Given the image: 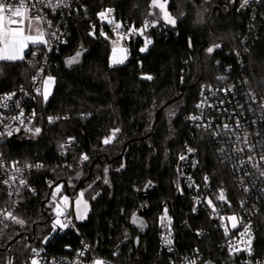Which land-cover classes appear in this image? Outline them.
I'll return each mask as SVG.
<instances>
[{"label": "trees", "instance_id": "16d2710c", "mask_svg": "<svg viewBox=\"0 0 264 264\" xmlns=\"http://www.w3.org/2000/svg\"><path fill=\"white\" fill-rule=\"evenodd\" d=\"M223 1L213 8L206 7L205 0H168L177 20L174 26L158 18L151 0L84 3L87 13L75 17L70 42L53 60L54 86L37 120L40 133L34 128L0 142V157L6 164L40 163L46 168L29 181L35 193L20 196L14 217L20 215L27 223L20 226L9 220L1 229L0 264H29L34 248L61 255L78 250L82 243L119 264H166L169 252L159 250L163 214L173 221L178 253L197 248L208 257L204 264H222L218 234L195 235L204 222L199 225L189 215L188 200L175 189L174 166L188 143L199 148L202 170L213 169L208 139L184 120L193 112L201 82L230 70L231 77L247 80L254 91L264 94V0L251 2L247 9L240 8V0ZM107 7L114 8L122 25L137 30L130 36V54L122 64L113 62L105 41L89 33L95 14ZM146 19L156 25L145 28ZM141 29L151 41L147 48L138 35ZM210 47L215 48L211 54ZM77 51L87 55L80 67L69 70L63 61ZM33 73L26 59L0 61V94L28 87ZM48 116L59 118L50 128L43 123ZM113 129L119 134L105 144ZM68 138H73L75 146L62 159L52 146ZM85 155L88 159L78 166ZM65 162L72 164V170L61 168ZM62 173L69 174L73 193L84 191L89 213L86 221L77 223L76 232L49 236L46 226L51 218L42 212V204L61 182ZM214 173L224 176L227 184L230 181L217 166ZM148 181L154 184L147 193L148 231L136 249L132 241L136 232L128 218L144 204L134 190H141ZM4 202L0 195V207ZM253 233L255 256L264 258V205L253 219Z\"/></svg>", "mask_w": 264, "mask_h": 264}, {"label": "built area", "instance_id": "2783aa9c", "mask_svg": "<svg viewBox=\"0 0 264 264\" xmlns=\"http://www.w3.org/2000/svg\"><path fill=\"white\" fill-rule=\"evenodd\" d=\"M86 1L88 0H65L67 6L47 7L45 6L46 0L43 3L40 0H33L35 8L32 14L43 18L38 22V28L44 32V39L47 43L27 45L24 49L23 59H26L27 65L34 71L29 86L0 94V100L9 94H15L10 101H7L6 108H0V115L3 116L0 133H4L0 135V142L13 139L36 128L39 114L47 106L53 91L52 87L45 100L43 81L49 76L53 77L51 74L53 60L59 56L61 48L66 47L70 42L71 26L75 17L80 12L87 13L84 5ZM255 1L247 0L245 3L244 0H240L239 6L247 9L251 2ZM108 9L112 10L107 15L113 23L101 20L98 16V13ZM146 22L149 26H153L155 21L146 19L144 25ZM116 24H120L121 27L117 29ZM129 30L126 24L122 25L118 21L112 7L99 10L89 25V33L105 41L111 53L114 49H122L127 56L130 54L127 43L132 34ZM101 32L104 35H101ZM228 71L229 73L215 76L199 84L193 112L184 117L188 124L208 139V145L212 148L213 157L210 159V164L213 169L210 173L204 172L199 148L185 143L177 155L174 166V187L180 197L188 200L189 215L195 216L199 225L204 222L203 226L200 225L195 230V235L201 237L214 231L220 237L218 249L223 255L222 264H264V258L256 257L253 248V219L264 205V175L261 174L264 172V160H261L264 156V94L254 91L247 80L240 81L236 77H231V72ZM52 85L54 86V82ZM37 89L40 91L37 92ZM198 105L200 107H197ZM21 111L24 114V124L11 119ZM49 117L52 116L44 118L43 123L46 128L52 127L59 120L58 117H52V122H49ZM193 117H198V119H193ZM5 125L11 126V136L7 135L9 129L5 128ZM225 125L227 128L224 127ZM16 128L20 130L16 131ZM113 132L114 129L108 133L106 138L112 137L113 139L119 134V131H115L113 137ZM74 146L73 138H68L61 144L53 143L52 149L63 159L68 156ZM189 149L192 151H188ZM181 156L185 158L182 160ZM250 156L251 161L248 159ZM85 161L82 157L77 161V165L81 166ZM15 164L21 169L19 173L12 167L13 163L6 164L0 157V165H2L0 166V195L4 196L5 201L0 207V213L6 214L7 211H11L13 216L18 208L22 192L35 193V190L29 186V181L46 171L45 166L40 163ZM36 165H41V167H36ZM216 166L224 175L229 176L228 184L224 181V176L214 173ZM61 168L69 171L73 166L65 162L61 164ZM49 173L52 174L53 170ZM12 176H16L15 181L10 179ZM20 179H23V184L19 182ZM60 180L72 198L73 189L69 174L62 173ZM231 184L233 188H230ZM221 191L225 197L223 201L218 199ZM208 199H212L215 211L212 206L208 205ZM233 215L240 221V226L237 228H232V222L227 219ZM9 220L13 219H4V216L0 215V232ZM65 224H67L66 230H58L57 235L60 236L68 230L76 232L77 223L72 216L71 218L66 217ZM244 226H247L249 231L241 237ZM159 227V250L169 252L166 264H190V261H195V264H204L205 259H208L197 248L192 253L177 252L176 231L173 221L167 214L159 218ZM225 228L228 229L227 235ZM188 230H190L189 227ZM249 239L251 240L250 245ZM167 240H171V244H168ZM230 248L241 250L230 251ZM80 253L82 255H78ZM173 254L175 257H172ZM33 259H36L39 264H94L97 260L102 264H119L99 256L88 243H82V247L78 250L61 255L48 254L43 248H34L30 252L29 264Z\"/></svg>", "mask_w": 264, "mask_h": 264}, {"label": "snow or ice", "instance_id": "6c2138e0", "mask_svg": "<svg viewBox=\"0 0 264 264\" xmlns=\"http://www.w3.org/2000/svg\"><path fill=\"white\" fill-rule=\"evenodd\" d=\"M40 2H45V0H40ZM245 3H247V0H244ZM167 3L168 0H152V6L155 8L159 9V15L162 14V18L164 21L168 24L175 25L176 20L173 19L168 11H167ZM67 6L65 3V0H46L45 6L47 7H60V6ZM243 7V5H241ZM35 8V4L33 3V0H0V60H17V59H23V51L27 47L28 43L31 42L32 44H40V43H47V41L44 39V32L37 28L36 35H32V24L33 23H38L42 21V17L39 15H33L32 10ZM112 10L108 9L106 11H102L98 13V16L100 17L101 20H107L108 23H113V21L108 17V13H110ZM153 13H150V15ZM27 21V32L26 34V28H25V22ZM155 25V22H153V26ZM149 25L146 22L145 23V28H147ZM115 27L119 29L121 27L120 24H116ZM137 31L136 29H130L129 32H134ZM141 34L143 32V29L140 30ZM101 35H104L103 32H101ZM146 43H150V41H147ZM217 47H219L217 45ZM145 49H141V51H144ZM115 52V49L113 50ZM209 53L213 52V48H209L207 50ZM79 53L75 57H72L68 63L71 65L73 63H76L78 61ZM114 63H123V59H115L113 60ZM148 79H151V77H147ZM54 82V78L49 76L47 79L43 81V84L45 86V91H44V99L47 100L48 98V86ZM40 89H37V92H39ZM15 95L14 93L7 95L6 97L3 98V100H0V108H6L8 106L7 101H10L12 99V96ZM197 107H200L198 105ZM23 111H21L17 116L11 117L12 120L14 121H19L20 124H24V119H23ZM35 115V113H33ZM193 119H198V117H193ZM53 118L49 117V122H52ZM30 122V121H29ZM0 123H3V116L0 115ZM227 128V125L224 126ZM5 128L9 129L7 131V135L11 136L12 131L10 125H5ZM16 131H19V128L15 129ZM30 130V129H28ZM40 128H35V133L39 134L40 133ZM115 131L113 132V137L115 135ZM4 133H0V135H3ZM112 137L106 138L104 140V143L107 144L110 142ZM188 151H192V149H189ZM239 151H243V149H239ZM185 157L181 156L180 159H184ZM84 160H87L88 157L85 155L83 156ZM249 161L252 160V157H248ZM261 160H264V156L261 157ZM243 163V161H242ZM2 166V165H0ZM12 167L15 169L17 173L21 171L19 167L13 163ZM27 167H31V165H27ZM36 167H41V165H36ZM264 175V172L261 173ZM11 180L15 181L16 176L10 177ZM205 180H207V177H205ZM21 184L24 183L23 179H20L19 181ZM107 182V181H105ZM60 191V186H57L56 192ZM11 195V193H9ZM53 199H55V192L52 194ZM83 196V193L80 194ZM68 197H64V200L67 201ZM219 200L223 201L225 199L223 192L221 191L219 197ZM208 205L212 206L213 211H215V205L213 204L212 199H208L207 201ZM77 206H79L80 201H76ZM56 214H57V219L53 223V230L57 226L60 228L67 227V224H64L61 222L59 219V216L62 215L60 207L57 205L55 208ZM0 215L4 216V219H13L15 222L23 224V220H17L13 215L11 211H7L6 214L0 213ZM222 219H224L222 217ZM228 220L232 222V228H237L240 226V221L238 218L233 215L230 217H227ZM135 222V219H134ZM249 231L247 226H244V232H242L240 235L243 237L245 233ZM225 234H228V229L225 228ZM168 244H171V240L166 241ZM249 245L251 243V240L249 239L248 241ZM240 251L241 249L239 248H230V251ZM35 251V250H34ZM250 252V248L248 249ZM82 255V253L78 254ZM31 264H38V261L36 259H33ZM94 264H102L101 261L97 260L94 261ZM190 264H195V261H190Z\"/></svg>", "mask_w": 264, "mask_h": 264}, {"label": "rangeland", "instance_id": "374dc122", "mask_svg": "<svg viewBox=\"0 0 264 264\" xmlns=\"http://www.w3.org/2000/svg\"><path fill=\"white\" fill-rule=\"evenodd\" d=\"M218 2L225 3L223 0H221V1L220 0H205L206 5H208L206 7H213L214 8L216 3H218ZM168 5L169 4L167 3L166 7H167V11H168L169 15L173 19L176 20V17L173 16V14L169 11ZM151 6H152V0H151ZM153 8H155V7H153ZM156 9L159 11L158 8H156ZM160 18H161V20H162V22L164 24H166L168 26H174V25L166 23L164 21V19L162 18V14L160 15ZM26 25H27V21H26ZM32 25H34V28L32 26V30L37 28V27H39L38 23H33ZM35 32L33 31V33H35ZM26 34H28V32H26ZM138 35H139L140 39L143 41L144 47L147 48L150 45V43H151L150 39L143 32L141 34V32L138 31ZM147 41H150V43H146ZM211 48H213V51L215 50L214 47H211ZM211 53H209V54H211ZM112 56H113V58H116V59H123V63L126 61V59L128 57L126 52L124 50H122V49H117V50H115V52L113 51L112 52ZM71 58L72 57H70L69 60ZM20 60L21 59L9 60V62H16V61H20ZM119 64H122V63H119ZM52 87H53V85L51 83L48 86V89H47L48 93H50V91L52 90ZM105 139L106 138H104V140ZM111 141H112V139L110 140V142ZM57 186H60V191L59 192H56ZM54 192H55V199H53V195H52ZM81 193L84 194V191L83 190H78L75 193H73V197L71 198L68 195V193L66 191V188H65L63 183L57 184L56 186L53 187V189L51 190V193L49 192V196L45 199L46 200L45 204H42V207H43L42 208V212L45 211L46 213H48L49 217L51 218L50 222H49V225L46 226V227L49 226V229H50L49 236L53 235L58 230L64 231L67 228V227L60 228L59 226H57L55 228V230H53V223L57 219V214H56V211H55V208H56L57 205L60 207V210H61V213H62V215L59 216V219L61 220L62 223L65 224V219H66L67 216H70V218L72 216V218L74 219V221L76 223H83L84 221H86V219L88 217V213H89V204H88L87 200L85 199L84 195L83 196L80 195ZM65 196L68 197L67 201L64 200ZM77 200L80 201L79 206H77V204H76ZM15 218L17 220H22V216H20V215L19 216L16 215ZM24 222L25 223H23V224H20V223H17V222H15V223L20 225V226H24L27 223L26 221H24Z\"/></svg>", "mask_w": 264, "mask_h": 264}, {"label": "water", "instance_id": "95a60500", "mask_svg": "<svg viewBox=\"0 0 264 264\" xmlns=\"http://www.w3.org/2000/svg\"><path fill=\"white\" fill-rule=\"evenodd\" d=\"M127 47H130V42L127 43ZM79 53L78 61L73 64H69V58L75 57ZM87 55V52L85 51H77L70 55L69 57L65 58L63 63L66 66L67 69L72 70L74 68H78L83 64V58ZM154 189V184L148 181L141 190L135 189L134 192L141 196L144 200V204L141 208V210L132 213L128 218V224L131 229H133L136 232V236L134 237L133 245L137 249L139 246L140 238L145 236L148 231V223L145 219V216L149 214L150 206L147 200V193L152 191ZM135 219V222H134ZM210 264V263H205Z\"/></svg>", "mask_w": 264, "mask_h": 264}, {"label": "crops", "instance_id": "0c3cea01", "mask_svg": "<svg viewBox=\"0 0 264 264\" xmlns=\"http://www.w3.org/2000/svg\"><path fill=\"white\" fill-rule=\"evenodd\" d=\"M33 26V28H34V25H32ZM25 28H27V25H26V23H25ZM38 28V27H37ZM37 28H35V29H33L32 31H31V34L33 35H36V32H35V30L37 29ZM33 31L35 32V33H33ZM26 32H27V29H26ZM31 45H34V44H32L31 42H29L28 43V46H31ZM23 54H24V51H23ZM22 60V59H21ZM0 61H4V62H9V60H0Z\"/></svg>", "mask_w": 264, "mask_h": 264}]
</instances>
